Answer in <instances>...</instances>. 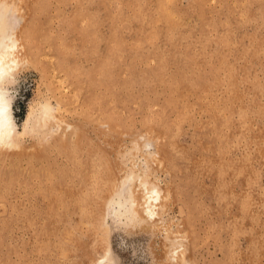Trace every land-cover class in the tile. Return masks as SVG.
<instances>
[{"label":"rangeland","instance_id":"1","mask_svg":"<svg viewBox=\"0 0 264 264\" xmlns=\"http://www.w3.org/2000/svg\"><path fill=\"white\" fill-rule=\"evenodd\" d=\"M0 18L24 48L0 264H264V0H0ZM131 172L162 191L151 219L126 213Z\"/></svg>","mask_w":264,"mask_h":264},{"label":"bare ground","instance_id":"2","mask_svg":"<svg viewBox=\"0 0 264 264\" xmlns=\"http://www.w3.org/2000/svg\"><path fill=\"white\" fill-rule=\"evenodd\" d=\"M0 33V150H5L14 146L13 134L16 132L11 114L12 97L7 85L11 82L19 67L24 64L20 56L24 48L18 37V32L14 30L13 26L1 24V18ZM46 118H48L47 109L36 120V126L43 127ZM129 178L133 182L130 186V197L126 204V213H133L137 219H143L144 221L151 219L155 214L157 204H159L162 191L133 172L130 173ZM118 196L119 198L122 197V195H117L115 192L113 196L115 198H112L117 200ZM123 214L125 215L124 212ZM177 252L176 248L171 251L173 255Z\"/></svg>","mask_w":264,"mask_h":264}]
</instances>
